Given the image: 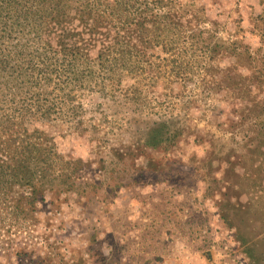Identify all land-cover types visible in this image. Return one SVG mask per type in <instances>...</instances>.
Returning a JSON list of instances; mask_svg holds the SVG:
<instances>
[{
	"label": "rangeland",
	"instance_id": "374dc122",
	"mask_svg": "<svg viewBox=\"0 0 264 264\" xmlns=\"http://www.w3.org/2000/svg\"><path fill=\"white\" fill-rule=\"evenodd\" d=\"M187 1L240 54L153 42L79 89V125H43L77 177L0 206V264H264V0Z\"/></svg>",
	"mask_w": 264,
	"mask_h": 264
},
{
	"label": "trees",
	"instance_id": "16d2710c",
	"mask_svg": "<svg viewBox=\"0 0 264 264\" xmlns=\"http://www.w3.org/2000/svg\"><path fill=\"white\" fill-rule=\"evenodd\" d=\"M204 22L187 0H0V206H36L54 186L72 187L78 162L63 160L43 125H79L76 92L104 91L139 50L187 36L199 57L240 54ZM168 133L157 122L145 144Z\"/></svg>",
	"mask_w": 264,
	"mask_h": 264
}]
</instances>
